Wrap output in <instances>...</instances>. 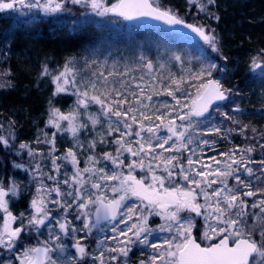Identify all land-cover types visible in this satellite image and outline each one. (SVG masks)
<instances>
[{
  "label": "snow or ice",
  "instance_id": "6c2138e0",
  "mask_svg": "<svg viewBox=\"0 0 264 264\" xmlns=\"http://www.w3.org/2000/svg\"><path fill=\"white\" fill-rule=\"evenodd\" d=\"M71 2L90 4L99 15L112 13L129 21L150 17L167 25L182 26L209 45L213 52H219L218 40L213 34L214 29L186 23L173 9L160 7L159 0H116L111 6H104L101 0H71ZM188 2L199 3V0H188ZM17 3L28 8H40L45 13L59 12L63 8V4L58 0H46L43 4L40 0H6V2L0 0V11L14 9ZM207 3L215 4V0H207ZM199 10L206 11V5L199 3ZM208 15L214 14L208 13ZM215 19L218 21L219 16H215ZM173 59L182 63L180 55H175ZM146 67L152 69L151 61L146 63ZM218 67L214 61H209L206 65L202 64L195 72H190L187 77L169 78L164 94L176 100L177 106L180 101L176 97V92L182 91V85L188 84L195 90L194 95L186 91L184 93L191 97V104L186 105L189 109L185 113L188 123L180 126L176 125L175 119L183 121L184 115L178 114L175 119L171 118L176 106L165 102L162 105L164 111L160 107H153L152 96H145V88L140 85H136L138 91H129L127 81H120L117 87L116 82L109 81L103 73H100L97 79L82 82L83 90L77 89L74 108L67 113L57 108L51 109L47 122L48 126L55 129L50 136L46 134L45 141L51 145L49 156L53 168L59 174L62 165L57 164L56 161L61 160L72 166V172L69 175L65 170L64 179L56 180L53 187L40 184L29 204L32 213L27 217V223L24 212L16 216L9 208L7 198L9 196L15 198L19 195L17 184L13 181L5 188L0 182V212L3 213L0 246L9 250L16 248L21 234L27 231L34 230L42 235L40 228L45 226L46 221L53 219L49 215L48 203L56 204L61 208L72 206L61 203V199H46L54 192L57 197L70 198L75 203L78 214L74 218L83 217L84 229L89 233L102 221H115L119 215L126 217L121 221L122 223L135 221L126 231L120 230L117 236L112 237L113 240H118L119 236L125 237V240H118V244H123L124 247L104 248L102 247L104 240L97 242L99 255L92 256L94 264L96 261L105 264V252H118L127 257L130 251L128 245L131 243L146 245L156 252L150 256L149 261H142L141 264H264V199L252 203L253 209H260L259 213L246 211L248 205L241 199V194L252 197L255 193L251 190L244 191L245 188H251V183H245L239 175H235L240 169L239 167L234 169L232 166L243 164L244 171L249 176L253 174V169L244 164V153H241L239 162L234 159L235 152L225 154L231 162H224L223 169L219 167L222 163L219 160H215L217 165L215 168L210 164H203L197 168L195 165L200 163V158L193 159L194 150L186 158V166L185 163L180 162V155H163L164 152L180 153L182 149H187L192 143V137L188 134L189 129L194 127L192 118L203 117L214 103L228 99L219 80L212 78V71ZM251 68L260 69L261 75L264 76V63L253 60ZM219 70L225 71L222 67ZM69 72L70 69L66 66L63 72L54 77L57 92L67 91L66 85L69 83L75 84L74 78L69 79ZM10 74V70L4 73V75ZM47 74L48 70L45 67L42 75ZM112 75L113 73L110 72L109 76ZM193 81L195 83H192ZM151 87L154 89L155 85ZM98 89L99 94H95ZM129 96L132 97L131 101ZM91 103L99 105L98 114L88 111ZM216 110L219 111V107ZM149 112H152V115H149ZM180 112H183V108H180ZM145 121L148 123L145 124ZM98 124L101 125V131L95 133L97 138L87 142L90 154L86 156L85 166L81 168L77 151L84 149L85 144L80 139V133L89 128L95 132ZM134 125H138L135 130ZM163 130H166L165 135L160 134ZM219 130L215 127L210 129L216 132ZM57 133H68L73 140V147L68 148L63 156L54 155ZM10 136L15 139L11 133ZM153 141L157 142L155 146ZM109 142L115 146V154L107 151H102L100 154L95 152L98 144L104 146ZM200 143L208 144L209 141L201 140ZM0 144L5 148L10 147L9 139L3 136H0ZM166 145L169 146L165 147ZM19 148L27 149L30 157L34 155L33 149L27 143H21ZM157 148L162 149L163 152H157ZM252 150L246 148L244 151ZM126 160L128 163H125ZM102 161L105 163L100 166ZM14 167L20 168L22 165L17 164ZM137 170L144 175L138 177ZM36 171H39V165L36 166ZM261 171L264 172V169ZM48 178L56 179L51 175ZM229 178H234L236 181L232 187L228 184ZM256 178L260 179V177ZM61 183L68 185V190L62 192L59 186ZM212 185L217 187L212 188ZM210 188H212L211 192ZM109 189L111 196L108 195ZM133 197L140 203L127 206L126 212L122 213L126 201ZM201 198L203 203L199 202ZM181 213L187 214L182 216ZM250 215L255 217L252 224L247 220ZM151 216H158L163 220L156 230L148 226ZM17 221H19L18 226L13 227ZM57 223L60 232L64 236H69V222L65 219L64 222L57 221ZM257 227L260 231L258 235H254ZM75 231L71 229L72 233ZM112 231L117 232V229L114 227ZM153 231L169 235L164 239L163 244H157L149 239ZM194 232L197 235H194ZM129 233L132 235L129 236ZM52 238L53 233L49 229V239L38 241L35 246H23V251L19 255V264H77V256L69 254L67 244L58 243L55 247L50 246ZM60 239V235H55L56 241ZM72 247L75 248L81 261L89 255L87 248L78 241ZM53 253L57 255L53 257ZM110 259L116 260L118 257L111 256Z\"/></svg>",
  "mask_w": 264,
  "mask_h": 264
},
{
  "label": "rangeland",
  "instance_id": "374dc122",
  "mask_svg": "<svg viewBox=\"0 0 264 264\" xmlns=\"http://www.w3.org/2000/svg\"><path fill=\"white\" fill-rule=\"evenodd\" d=\"M187 1L188 0H183L182 2ZM45 2L46 0H40L41 4ZM58 2H61L63 4V8L61 11L55 13H45L40 8H28L27 6L21 5H16V7L18 8V12L20 14L24 13V19L28 22V25L33 28L35 27L32 25V23H37L42 20L41 18L43 15H46L48 17L53 16L54 18H57L58 22H60V24H62L63 26H66L72 19V25H74L78 29L90 25L88 23L89 19L90 21H93V23L98 25V27L106 25L108 28L116 23L110 18V13L106 15H99L98 11L93 10L91 8L90 4H75L72 3L71 0H58ZM115 2L116 0H101V3L104 6H111V4ZM160 2L162 3V0H159V3ZM209 6L211 5L208 4L206 0V11L208 10ZM2 14L3 18L10 17V28H8V30L4 32V36L9 37V35L11 36L13 32H15V30L17 29V23L20 19L19 14L17 16L13 14L10 10H3ZM190 21L194 24H199L197 18L195 17L194 20ZM200 25L204 26L202 24ZM140 28L142 33L140 36L143 37H135V35L139 33H135L136 30L132 27L128 28L126 33H119L120 35H115V38L113 37V39L115 40L125 38L124 40L133 41L130 47L136 45L137 48L134 51L124 48V50L121 52L122 55L120 54V56L112 50H108L107 52H105L102 45H109L107 38H105L96 46H91L92 48L89 47V49L86 51H80V53H78V55L76 54L74 58L65 60L63 67L56 69L54 68L52 69L53 71L49 72L51 73L52 85L54 87L53 93L58 96H61L60 101L63 102V104H67L64 108H61V112L67 113L69 110L74 108L77 100V89L79 88L83 90L82 82L86 83L89 80L97 79L99 74L103 73V75L107 77L109 81H115L117 87H119L120 81H127L128 90L131 89L130 91H138L136 89V85L144 87L145 96H152L153 107H160L161 110L164 111L162 105L165 102L169 105L176 106V111L172 112L171 118L175 119L178 114L184 115L183 121H181L180 119H175V123L177 126L188 123V117L185 115V113L189 111L186 105L191 104V97L185 95L184 93L186 91L194 95L195 90L188 84L182 85V91L176 92V97L180 101V104L178 106L176 105V100H173L171 96L165 95L164 92L167 89L170 77H175L177 79L181 76L187 77L190 72H195L201 67L202 64L204 65V62L206 60L205 54H207L206 51L208 49L212 51V49H210L211 47L205 43H196L179 37H171L173 39V44L171 45L172 50L167 47L162 48L160 46L154 49L153 54L151 55L149 54V52H144L141 49L140 42L141 40H148L145 34L149 35L152 33L154 34L156 32L149 28ZM78 29H69L68 31H75L74 33L79 34L81 32H79L80 30L78 31ZM155 30L160 32L158 29ZM213 34L216 35L218 40L217 46L219 48V52L216 53H220L222 52L221 40L219 39V37L221 38V35H217L215 32ZM163 36L166 35L163 34ZM136 39L138 40V43H134ZM2 46L6 47V43H3ZM5 47L4 52H6L5 54H8L7 49ZM90 48L92 49L91 51ZM175 55L181 56L182 63L177 62L173 59ZM148 61H151L153 65L151 70L146 67V63ZM198 63H200V66H198ZM161 65L164 66L161 67ZM66 66L70 69V72L68 74L69 79L71 80L74 78L75 80V87L72 88L73 90H70L71 85L69 83L68 85H66L67 91L57 92L54 77L58 76L61 72H63ZM4 72H6L5 69L2 68L0 65V78L2 79L1 81L5 79ZM110 72L113 73L112 76H109ZM253 72L261 73V70L255 69L253 70ZM212 76L215 77H212L213 79L219 80V83L223 90L229 94L228 101L224 104L215 106L211 109L208 115L202 118H192V123L194 127L190 128L188 133L192 137V143L188 145L187 149H182L180 153L164 152L163 155H180V162L185 163L186 166V158L191 155L194 150L195 155H193V159L196 160L197 157L200 158V163L195 165L197 168H200L203 164H210L213 168H215L217 167V165L215 164V160H219L222 162L219 167L223 169L224 162H231L228 159V155L225 154H231L235 152L234 159L239 162L241 160V153L243 152L244 164H246L248 168L253 169V174L249 176L244 171L243 164H233L232 166L234 169L237 167H239L240 169L239 172L235 173V175H239L245 183H251V188H245L244 191L251 190L255 193V195L252 197H245L241 194V199L245 200L248 205L246 211L248 213H259L260 209H253L252 203L259 202L260 200L264 199V191H260V189H264V172L261 171L262 169H264V163H262V161H264V154L261 153L255 155V150H252L251 152L244 151L246 148L252 147L251 144L247 142V140L249 139L246 129L240 127L238 122V115H236L235 113L240 112V110L236 111L237 109H239V107H236L235 98H233V95H231L232 92L229 91L231 83L230 71L225 68V71L221 72L217 68L212 71ZM192 83L195 82L193 81ZM0 85L4 84L0 82ZM152 85H155L154 89H152ZM121 91H124V89H121ZM99 92L100 90L98 89L95 94H99ZM131 100L132 97L129 96V101ZM217 107H219V111L216 110ZM180 108H183V112H180ZM88 111L90 113L98 114L99 105L91 103L88 108ZM224 113H227V115H224ZM148 114L152 115V112H149ZM113 119H115V117H113ZM101 120L103 122L104 118L102 117ZM166 122L167 121H165V123ZM147 123L148 122L145 121V124ZM46 126L49 127L51 133L55 131V129L48 126L47 123ZM5 127L6 125L0 126V136L9 139L10 147L5 148L2 144H0V146H2L5 150L8 151L9 149L13 150L14 145L11 144L13 142V139L10 138V132ZM136 127H138V125H134V130ZM213 127L219 128V132L210 131V129ZM99 131H101L100 124L96 126L95 132L91 131L89 128V130H84L80 133V139L82 143L85 144L84 149L77 151V158L80 160L81 168L85 166V158L87 155L90 154L87 149V142L89 140H92L93 138H97L95 133ZM160 134L165 135L166 130L161 131ZM133 139H135V137H133ZM110 140L111 138H109V141ZM201 140H207L209 141V143L201 144ZM37 141L40 142L37 143ZM45 141L46 133L41 128L35 133V137L32 142L26 141L29 146H35V148H32L34 155L31 156L30 160L21 161L22 164L18 163V165H22V167H14V171L9 178L10 180L8 182V186H5V188L9 187L10 183L13 181L17 184L19 188L18 197L13 198L9 196L7 199L9 200V208L14 215L19 216L21 212L25 213V223H27V217L32 213V210L29 208V204L31 200L35 197L36 190L40 186V184L43 183L48 187H53L56 184V180L62 181L64 179L65 170H67L69 175L72 172V166L69 163L57 160V164H61L62 166L60 168L59 174L56 173L52 165L51 156H49L51 145H48V143H46ZM156 143V141H153L154 146ZM169 143L171 144L172 142L170 141ZM46 144L47 152H45L44 150V145ZM109 144L111 143L109 142ZM168 146L169 145H166L165 147ZM55 147L56 152L54 153V155L63 156V154L68 148L73 147L72 137L68 133H57ZM99 147L102 146L98 144L97 148L95 149V152L97 154L101 153L100 150H98L101 149ZM17 150L18 152H26V159L30 158L27 149H20L17 144ZM156 151L163 152V150L159 148H157ZM107 152H112L113 154H115V146L112 145V147L107 150ZM125 155H127V153H125ZM212 158L215 159L213 160ZM104 163L105 162L102 161L100 166H103ZM125 163H128V161L126 160ZM145 163H147V161H145ZM37 165H39V171H36ZM125 171L127 170L125 169ZM136 174L138 177L144 175V173L140 172L139 170H137ZM49 175L55 177L56 179H49ZM256 177H260V179L258 180ZM209 178L211 179L212 177ZM181 182L183 183V181ZM228 184L230 187L234 186L236 184L235 179L229 178ZM59 186L62 192L68 190V185H64L63 183H61ZM215 187H217V185H212V188ZM241 187H243V185H241ZM212 188L209 189L210 192L212 191ZM108 195L111 196L110 189ZM46 199H61V203L70 204L72 206L68 208H61L56 204L48 203L47 207L50 210L49 215L53 219L51 221H46L45 226L40 228V233H42V235L38 234L34 230L27 231L25 233H22L20 241L17 242L16 248L9 250L5 247L0 246V264H19V255L23 251V246H35L38 241L42 242L44 240L49 239V229H51V232L53 233V238L50 246L55 247L58 243L67 244L69 246V254L77 256V264H80V262H83V260L81 261L79 259L75 248L72 247V245L78 241L81 245L87 248V251L89 253V255L84 258V261L90 262L88 264H94L92 256L99 255V248L97 242L99 240H104V244L102 245V247L104 248L124 247L123 244H118V240H125V237L119 236L118 240H113L112 237L117 236L118 231L120 230L126 231L127 228L133 222H135L134 220H129L127 224L122 223L121 221L123 219H126V217L123 215H119L117 220L111 221L103 225H98L89 233L87 230L84 229L83 217H80L78 219L74 218L77 216L78 210L76 209L75 203L70 198L62 199L60 197H57L56 193L53 192L52 195L50 197H46ZM199 202L203 203V199L201 198ZM139 203L140 202L136 200V198H130L126 201V206L124 209L121 210V212H126L127 206H135ZM186 214L187 213H181L182 216ZM65 219L69 222V236H64L60 232L59 225L57 223V221L64 222ZM247 220L249 224H252L255 220V217L250 215L247 217ZM162 223L163 220L158 216L149 217L148 226L153 230L158 229V226ZM18 224L19 221H17L15 227L18 226ZM2 226L3 214L2 212H0V227ZM114 227L117 229V232L112 231ZM71 229H75V233H72ZM259 231L260 229L259 227H257L256 233H254V235H258ZM193 234L197 235V233L195 232ZM55 235H60V241L55 240ZM131 235L132 234L129 233V236ZM168 235V233H160L158 231H153L149 239L152 240L154 243L163 244L164 239L167 238ZM128 247L130 248V251L128 252L127 257L122 256L118 252H105V264H141L142 261L147 262L149 261L151 255L156 254L155 250L151 247L141 245L139 243H131L128 245ZM56 255L57 253H53V257H55ZM111 256H117L118 259L111 260ZM95 264H99V262L96 261Z\"/></svg>",
  "mask_w": 264,
  "mask_h": 264
},
{
  "label": "trees",
  "instance_id": "16d2710c",
  "mask_svg": "<svg viewBox=\"0 0 264 264\" xmlns=\"http://www.w3.org/2000/svg\"><path fill=\"white\" fill-rule=\"evenodd\" d=\"M182 1L162 0V3L159 4L162 8H173L182 19L190 21L192 19L181 13L182 10L179 9ZM184 3L190 9L198 11L200 16L203 15V19L207 23L212 19V25H204L206 29H214L215 33L219 35L220 32L217 28L222 27L221 38L218 36L221 40L222 52L216 53L208 49L204 65L209 61H214L219 66L218 69L222 67L230 71L229 91L232 92L236 107H239L240 110V112H235L238 115L239 125L246 129L249 139L247 142L255 150V155L264 154V77L259 72H253L251 68L253 60L264 63V0H215V4H210L207 11L199 10V3L206 5V0H199V3H189L188 1ZM17 6H19L18 3ZM9 10L17 16L19 14L20 19L19 28L11 36L5 37L4 32L10 28L11 21L10 17L3 18V11H0V56H2L0 65L5 71L10 70L11 72L10 75H5L3 81H0L4 84L3 87H0V126L6 125L5 128L15 137L11 143L14 145L13 150L0 149V181L4 187L8 186L14 165L31 159V157L26 159V152H18L17 144L19 146L22 141L32 142L35 133L40 128L50 136L51 132L46 123L51 115V109L61 110L67 105L60 101L61 96L53 93L54 87L49 72L54 68L63 67L65 60L76 56H72L70 53L78 51V55L80 51H86L89 47L96 46L105 38L109 43L106 46L102 45L105 52L112 50L120 56L124 48L134 51L137 48L136 45L130 47L133 41L120 38L114 41L117 45H112L111 39L115 35H120L119 33H126L130 27L136 30L135 33H139L135 37H143L140 36L142 34L139 31L140 27L148 28L144 24L129 23L120 17L110 15V18L116 23L108 28L106 25L98 27L90 19L88 20L90 25L85 26L86 31L82 34L79 33L80 35L74 33L75 31H68L70 28L65 27L62 30L59 28L57 34L66 37L65 44H60L56 41L51 42L50 37H46L47 33L45 35L42 33V25L50 22L57 24V18L43 15L42 20L37 23L33 22L34 30H30L24 19V13L20 14L17 7ZM208 13L214 15L209 16ZM215 16H219L218 21ZM197 20L199 24L196 23V25L202 24L200 19ZM149 29H158L161 35L165 34L169 37L164 43L167 48L172 50L173 39L171 37L177 36L159 28ZM35 30L44 36L39 37L35 34ZM96 32H99L103 37H95ZM137 41L136 39L134 43ZM141 42L140 46L145 40H141ZM3 43H6V47H4L8 54L4 52ZM162 44L160 43L161 47ZM246 65L249 66H247L248 71L243 74L242 70ZM45 67L48 74L42 75ZM256 84L257 88L254 86ZM70 85V90L75 87L73 83ZM44 146V150L47 152V144ZM30 147L35 148L34 145H30ZM111 147L112 144H107V146L99 147L102 150H98L100 152L107 151ZM88 263L90 262L84 260L80 262V264Z\"/></svg>",
  "mask_w": 264,
  "mask_h": 264
},
{
  "label": "bare ground",
  "instance_id": "6f19581e",
  "mask_svg": "<svg viewBox=\"0 0 264 264\" xmlns=\"http://www.w3.org/2000/svg\"><path fill=\"white\" fill-rule=\"evenodd\" d=\"M179 9H181L182 10V12L181 13H183V14H185L186 16H189L190 17V19H192V20H194V17L195 18H197V19H200V22L202 23V25H212V19L211 20H209V23H207L206 21H205V19H203V15L202 16H200L199 15V13H198V11H196V10H192V9H190V7L186 4V3H184V2H180V5H179ZM191 17H193V18H191ZM201 18H202V21H201ZM187 22H190V21H187ZM192 23V22H191ZM26 24H27V26L29 27V29L31 30H34V28L33 27H31V26H29L28 25V22L26 21ZM73 24V20H71L66 26H63L62 24H60V22H58L57 24L56 23H54V22H50V23H47V24H45V25H42V27H43V32L42 33H44V35L47 33V35H46V37H50V41L51 42H54V41H56V42H59L60 44H65V41H66V37H61V35L59 36L58 34H57V32H58V29L60 28L61 30L63 29V28H70L71 30H76V29H78V28H76L74 25H72ZM194 24V23H193ZM32 25H34V23H32ZM144 25H146V24H144ZM148 28H155V27H151V26H148V25H146ZM19 28V22L17 23V29ZM16 29V30H17ZM15 30V31H16ZM80 30V32L82 33V32H85L86 31V29L84 28V27H82V28H80V29H78V31ZM217 30H218V32H220L221 33V30H222V27L220 26L219 28H217ZM36 32H35V34L36 35H38L39 37H41L42 35V33H40L39 31H37V30H35ZM47 31V32H46ZM140 31V33H141V29L139 30ZM154 32H156V33H152V34H145L146 35V37L148 38V40H146L143 44H142V46H141V49L144 51V52H149V54H153V50H154V48H156V47H160V43H163L162 44V47L164 48V47H167L166 46V43H164L165 41H167V39L169 38V37H167V36H163V35H161L160 34V32H158L157 30H153ZM217 32V33H218ZM220 33H218V34H220ZM157 34V35H156ZM43 35V36H44ZM95 37H103L99 32L97 33H95ZM42 36V37H43ZM45 37V38H46ZM177 37H179V38H182V39H186L185 37H182V36H180V35H178ZM115 38V37H114ZM43 40H45V39H43ZM113 43H111L112 45H117V43H114V41H116L115 39H112L111 40ZM77 52L78 51H76V53H70V55H72V56H74V55H76L77 54ZM248 65H246V67H244L243 68V70H242V73L243 74H246L247 73V71H248V67H247ZM2 79L0 78V81H1ZM256 88H257V84L256 85H254ZM21 143H27L26 141H22ZM0 149L2 150H4V148L2 147V146H0Z\"/></svg>",
  "mask_w": 264,
  "mask_h": 264
},
{
  "label": "water",
  "instance_id": "95a60500",
  "mask_svg": "<svg viewBox=\"0 0 264 264\" xmlns=\"http://www.w3.org/2000/svg\"><path fill=\"white\" fill-rule=\"evenodd\" d=\"M110 14L113 15V16H117V15L112 14V13H110ZM117 17H119V16H117ZM120 18H122V17H120ZM122 19H123V18H122ZM125 21L130 22V23H145V24H147V25H149V26L160 27V28L165 29V30L168 31V32L174 33V34H176V35H180V36L185 37V38H187V39H189L188 37L191 36V37H193V38L190 39V40L197 41V42H203V41L200 40L198 37H195V34H192V33L190 32L189 29L183 28L182 26H171V25H167V24H165L163 21H158V20L152 19V18H150V17H142V18H139V19H136V20H131V21H129V20H125ZM186 23H191V22H187V21H186ZM191 24H193V23H191ZM185 33H187L188 35H187V36L184 35ZM203 43H204V42H203ZM221 88H222V87H221ZM222 90H223V89H222ZM225 95H226L227 97H229L228 94H227L226 92H225ZM227 100H228V99H227ZM227 100H226V101H227ZM226 101H217L216 103H214V104L212 105V107L209 108L208 112L205 113L204 116H206V115L210 112V110H211L215 105L223 104V103H225ZM204 116H203V117H204ZM195 118H202V117H195ZM117 218H118V217H117ZM106 222H109V221H102L101 224H102V223H106ZM13 227H14V225H13Z\"/></svg>",
  "mask_w": 264,
  "mask_h": 264
}]
</instances>
